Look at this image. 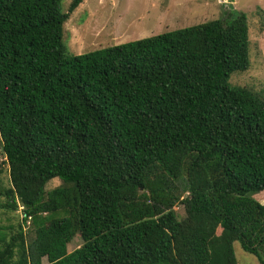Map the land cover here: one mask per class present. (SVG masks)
I'll return each mask as SVG.
<instances>
[{
	"label": "trees",
	"instance_id": "obj_1",
	"mask_svg": "<svg viewBox=\"0 0 264 264\" xmlns=\"http://www.w3.org/2000/svg\"><path fill=\"white\" fill-rule=\"evenodd\" d=\"M62 1L0 0V264H264L249 16L71 55Z\"/></svg>",
	"mask_w": 264,
	"mask_h": 264
},
{
	"label": "rangeland",
	"instance_id": "obj_2",
	"mask_svg": "<svg viewBox=\"0 0 264 264\" xmlns=\"http://www.w3.org/2000/svg\"><path fill=\"white\" fill-rule=\"evenodd\" d=\"M72 1H62L63 12H68ZM233 12H243L249 16L251 66L247 72L233 74L230 83L248 87L264 99V0H84L65 24L64 41L68 54H84L167 31L225 19ZM5 162L0 149V180L3 188L7 189L11 184L9 166ZM61 184L60 180L55 179L46 189L51 191ZM255 198L264 204V192L255 195ZM22 210L23 207L18 211L0 209V222L17 225V228L23 217ZM179 211L184 217L183 209ZM25 230L30 241L34 234L29 233L28 225ZM81 245L82 240L76 237L69 244L68 251L72 252ZM234 247L239 264H261L258 258L245 252L239 242H235ZM44 262L47 264V259Z\"/></svg>",
	"mask_w": 264,
	"mask_h": 264
}]
</instances>
